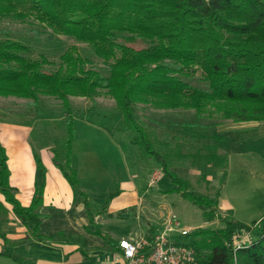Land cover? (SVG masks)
I'll use <instances>...</instances> for the list:
<instances>
[{
    "label": "trees",
    "instance_id": "16d2710c",
    "mask_svg": "<svg viewBox=\"0 0 264 264\" xmlns=\"http://www.w3.org/2000/svg\"><path fill=\"white\" fill-rule=\"evenodd\" d=\"M6 18L34 19L54 35L86 44L109 65L107 76L85 68L77 47L70 45L59 56V65L48 69L45 56L27 57L26 45L0 36V96L31 100L27 104L34 110L41 95L60 101L63 161L47 140L49 149L74 198L81 199L94 235L115 246L94 222L88 192L80 185L73 164L75 129L69 97L92 99L96 90L106 89L122 125L133 134L130 143L151 158L173 184L162 192L177 193L197 206L204 221L218 218L223 223L220 228L197 227L182 237V243L195 251L197 264H264V217L245 224L229 213L219 215L218 194L188 190L187 180L171 170L132 109L142 95L164 99L165 108H191L198 117L205 114V104L211 103L223 120L264 121V0H0V19ZM137 38L143 46L133 45ZM195 75L200 86L189 83ZM211 116L209 111L206 117ZM33 153L36 167L42 171L41 182L35 184L29 206H22L9 183L7 156L0 143V218L8 214V205L15 218L30 227L31 237L46 241L39 231L42 216L38 213L45 171L38 153ZM189 156L196 164L218 166L223 184L226 154L207 144ZM117 194L118 190L109 193L101 210ZM238 233L246 234L247 239L233 246ZM0 239L4 243L0 255L22 264L18 255L5 248L7 240L1 232ZM114 249L119 252L117 246Z\"/></svg>",
    "mask_w": 264,
    "mask_h": 264
},
{
    "label": "rangeland",
    "instance_id": "374dc122",
    "mask_svg": "<svg viewBox=\"0 0 264 264\" xmlns=\"http://www.w3.org/2000/svg\"><path fill=\"white\" fill-rule=\"evenodd\" d=\"M4 35L26 45L29 50L25 56L31 58H36L39 55L45 56L50 62L47 66L48 69L56 68L59 65V56L63 51L70 45H75L80 56L86 61L85 68L97 70L103 76L108 75V63L94 55L86 44L71 37L54 35L50 29L34 19L24 21L0 19V36ZM133 45L141 47L144 44L137 38ZM196 78L197 75L189 79V83L200 86L201 83ZM137 99L132 105L137 121L150 134L155 149L167 158L171 170L187 180L188 190L210 196L220 194L221 169L218 166L196 164V159L193 160L188 155L195 153L197 148L207 144L219 145L218 142L223 139V145L228 147L231 144L232 134L237 136L241 134L231 129L234 125L233 122L221 119L215 111L214 104L211 103L205 104V114L198 117L191 108H165L162 105L164 99L161 98L139 95ZM69 100L74 117L84 118L89 122L101 125L112 133L115 131L121 133L118 134L120 136L116 134L112 137V139L119 138L116 139L119 142L117 147L107 148L103 142L102 148L90 150L89 153L83 152L80 157L82 159L80 162L81 177L78 180L88 192L92 209H98L106 196L117 190V181L128 172H135L138 176L136 181L146 189L143 194L142 208L140 214L136 216L137 218L132 215L130 207L117 211L112 218L100 215V220L96 224L104 234L111 237L112 240L148 236L164 230L172 217L174 218L172 221H178L180 228L187 227L191 230L197 227L220 228L223 226L218 218L210 222L204 221L201 210L177 193L162 192L173 187V184L168 178L161 175L157 179L154 173L160 171L159 166L133 145L140 158L136 160L137 162L134 161V157L127 151L124 139L125 137L130 142L133 134L122 125L120 113L108 90H96L92 99L70 96ZM27 103H31V100L0 96V105L3 107L12 109L20 107V109L28 110V115H33L34 111H36L35 114L44 115L45 124L42 125L41 121L39 125L37 122L36 129L41 125L46 127L47 140L56 147L59 159L63 161L61 140L63 126L61 122L64 116L60 101L53 96L41 95L38 105L35 107L36 110ZM209 111L212 116L206 117ZM216 150L218 152L217 147ZM150 180H153V183L147 187ZM234 185L235 182L230 180L225 190L228 193L227 202L237 208H246V204L252 201L251 195L238 196V200L234 193ZM216 211L220 215L223 213L218 204ZM176 239L180 240L181 237ZM246 239V234L238 233L233 240V246L240 245ZM74 253L81 260L85 257L81 252ZM85 260L88 264H112L120 259L107 252L85 257Z\"/></svg>",
    "mask_w": 264,
    "mask_h": 264
},
{
    "label": "crops",
    "instance_id": "0c3cea01",
    "mask_svg": "<svg viewBox=\"0 0 264 264\" xmlns=\"http://www.w3.org/2000/svg\"><path fill=\"white\" fill-rule=\"evenodd\" d=\"M28 113V110L20 107L12 109L0 105V143L7 156L9 183L15 189V197L22 206H29L35 184L41 182L42 171L36 167L34 150L40 157L45 171V183L42 205L38 210L42 216L39 231L46 237V241L31 237L30 227L21 224L7 205L8 214L0 218V232L7 240L5 248L18 255L22 264H88L85 257L107 252L119 258L114 249L119 239L113 240L116 242L113 247L92 233L93 225L88 222L81 199L74 198L70 186L54 165L50 144L46 138V127L42 126L46 122L44 115ZM41 121L42 125L36 129L35 124L39 122L40 125ZM233 124L231 129L241 134H232L231 146H224V139L216 145L218 152L228 157L226 177L217 196V204L221 206L222 215L230 212L235 220L250 224L264 217V121ZM73 125L75 138L72 143V158L80 178V157L83 152L89 153L90 150L102 148L103 142L107 148L117 147L119 142L116 139L119 138L112 137L121 133H112L108 128L84 118L74 117ZM124 139L127 151L134 157V161L140 159L137 150L129 140L125 137ZM154 174L157 179L162 176L161 171H155ZM137 177L135 172L124 174L123 178L117 181L118 194L110 200L104 210H101L102 204L98 209H92L89 200L95 223L100 220V215L112 218L114 213L128 207L132 209L133 216L140 214L146 189L136 181ZM230 180L235 182L234 193L238 200V196L251 195L252 201L246 204V208H237L227 202L228 193L225 190ZM151 183L153 180H150L147 187ZM0 202H3L1 194ZM138 238L140 237L133 236L128 239ZM3 247L4 243L0 239V250ZM74 252H81L85 257L81 260ZM0 264L19 263L0 255ZM112 264H119V261Z\"/></svg>",
    "mask_w": 264,
    "mask_h": 264
},
{
    "label": "built area",
    "instance_id": "2783aa9c",
    "mask_svg": "<svg viewBox=\"0 0 264 264\" xmlns=\"http://www.w3.org/2000/svg\"><path fill=\"white\" fill-rule=\"evenodd\" d=\"M173 219L170 218L159 233L138 239H119L116 245L119 264H197L195 251L182 243V237L190 230L180 228Z\"/></svg>",
    "mask_w": 264,
    "mask_h": 264
}]
</instances>
